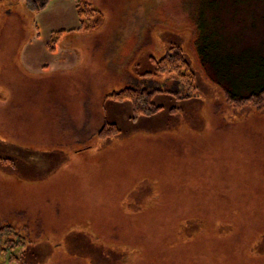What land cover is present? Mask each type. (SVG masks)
<instances>
[{
  "label": "rangeland",
  "instance_id": "obj_1",
  "mask_svg": "<svg viewBox=\"0 0 264 264\" xmlns=\"http://www.w3.org/2000/svg\"><path fill=\"white\" fill-rule=\"evenodd\" d=\"M89 2L99 27L75 33L123 37L129 68L83 71L79 82L143 87L162 111L132 121L121 107L119 136L96 137L69 163L54 148L27 154L17 146L24 138L10 135L38 133L22 114L8 118L6 98L31 95L35 80L14 62L34 53L58 67L44 52L46 24L61 10L34 14L25 0H0V264H264V105L228 103L232 86L220 85L211 66L236 85L264 83V0H99L101 10ZM73 36L60 46L89 50L91 38ZM92 50L114 52L103 43ZM172 51L194 72L190 99L174 75L155 72L153 62ZM103 147L99 157L87 153Z\"/></svg>",
  "mask_w": 264,
  "mask_h": 264
},
{
  "label": "crops",
  "instance_id": "obj_2",
  "mask_svg": "<svg viewBox=\"0 0 264 264\" xmlns=\"http://www.w3.org/2000/svg\"><path fill=\"white\" fill-rule=\"evenodd\" d=\"M98 1L94 0L92 5L96 9L101 10ZM48 5L54 6L53 9H57L58 11L61 10V14L58 12L53 17V24L50 22L46 24H50V27L53 29L49 31V38L45 45L46 52H44L49 55V58L54 57L53 54H56L55 57L58 61V67H50V64H45L47 61L45 63L36 62L33 58L34 53H32V56H30L31 53L27 54L24 63H21L19 58L18 62H14L16 69L21 71L26 79L35 80L33 87L36 90L31 95H29L30 92L22 93L20 91L22 89H18V93L15 91L11 94L8 93L6 98V105L9 109L8 118L9 115L12 119V117H19L22 114L24 123L26 125L33 124L38 134L23 131V135L21 136L14 137L11 134L10 140L24 138L21 144L17 146H24L28 152L27 154L33 150L38 151V153L47 154L51 152L48 149L54 148L55 150L52 151L66 155V162L69 163L76 158L75 156L80 157L79 154H75V150L86 148L92 142L94 143L96 141L97 133L105 124L117 126L121 107L125 108V116H123L125 119L127 118L126 111H128L129 117L131 116L130 108H126L127 106L124 104H116L104 100L106 95L121 91L125 88L118 91L97 90L96 85L89 87L87 84L79 82L81 78L79 76L80 72L84 71L87 74H95L97 72L104 73L106 70H109L115 74H122V72H127L129 65L127 59L125 60V57H122L126 50V47L122 45L121 41L124 39L123 37H103L101 35L80 37L79 35L82 33L77 34L72 32L78 40L91 38L88 42H91L92 45L103 43L105 46H109L110 49L114 50V52L110 51L108 53L93 51L92 45L88 47L89 50L84 49L83 51L78 50L76 47L72 49L64 48V44L61 46L60 44L66 37V34L59 36L57 41L53 43V34L76 30L79 27V20L74 2L71 0H53ZM46 10L44 9L41 13ZM66 10L68 14H65ZM73 26V29L68 30V28H72ZM49 39L52 41L49 42ZM50 43H53L52 48H50ZM100 53H102L105 59L103 63H99L102 61ZM118 57L119 59H117ZM115 59L118 61L125 60V62L119 63L118 66L114 62ZM113 65H115V68ZM104 66H106V70ZM112 69L114 70L112 71ZM36 81H40V83ZM100 88L102 87L100 86ZM20 107L21 109H19ZM42 149L46 150L42 151ZM87 153L93 158L104 155L106 151L103 147L89 150ZM29 157L30 159L27 162L32 161V157L30 155ZM106 160L105 158L103 165L110 163V160ZM113 162L115 163L116 160L113 159ZM88 164L90 165L89 169L90 167L94 169L98 165ZM83 166L84 169L88 170L86 168L87 165ZM92 169L90 170L92 171Z\"/></svg>",
  "mask_w": 264,
  "mask_h": 264
},
{
  "label": "trees",
  "instance_id": "obj_3",
  "mask_svg": "<svg viewBox=\"0 0 264 264\" xmlns=\"http://www.w3.org/2000/svg\"><path fill=\"white\" fill-rule=\"evenodd\" d=\"M53 0H25V5L34 14L42 12L48 4ZM75 2V9L79 20V27L76 30L69 32H57V41L59 36H63L72 32H92L99 27L101 14L91 9L90 0H71ZM205 58V57H204ZM202 57V59H204ZM211 64L210 62H206ZM156 74H169L176 77L177 83L183 87L184 92L187 94L186 99H190L195 87L194 72L179 51L169 52L160 61L153 62ZM212 68L216 71L217 82L222 85V82L229 83L231 89L227 88L224 92L228 103L238 107L254 106L259 107L264 105V83H260L254 88L248 83L236 85L235 78L228 72L221 70L219 64H211ZM149 74L148 76H151ZM263 82V81H262ZM223 86V85H222ZM154 91H148L143 87L136 86L125 88L118 92H112L105 96V101H111L116 104L127 103L131 110V120L136 121L141 118L154 117L162 111L161 107L153 103ZM120 130L116 125L105 124L98 132L97 138L101 141L109 140L117 137ZM8 243H10L8 241Z\"/></svg>",
  "mask_w": 264,
  "mask_h": 264
}]
</instances>
